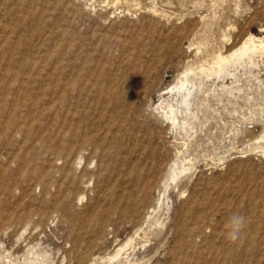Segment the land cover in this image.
Listing matches in <instances>:
<instances>
[{"label": "rangeland", "instance_id": "obj_1", "mask_svg": "<svg viewBox=\"0 0 264 264\" xmlns=\"http://www.w3.org/2000/svg\"><path fill=\"white\" fill-rule=\"evenodd\" d=\"M250 34L264 0H0V264H264V53L160 108Z\"/></svg>", "mask_w": 264, "mask_h": 264}, {"label": "bare ground", "instance_id": "obj_2", "mask_svg": "<svg viewBox=\"0 0 264 264\" xmlns=\"http://www.w3.org/2000/svg\"><path fill=\"white\" fill-rule=\"evenodd\" d=\"M257 51L264 53V36L261 37L260 35V37H256L255 35L250 34L243 41H241V43H239L236 46H233L226 53H221V52L217 53L216 56L214 57V60L210 64L204 65L205 64L204 63L199 67L198 70L186 69L183 72H181L177 78V81L173 85L163 90L164 93H172V95H174V98L176 99V103H172L170 101L165 102V107H163L160 104V108H164L163 110V115L165 116L164 118H166L167 121L168 120L171 121L173 124H178L179 111L185 112L186 115L191 113L190 104L191 101H193L192 100L193 94L199 87V84H201V80H202L201 78L200 80H197L199 81L197 85L196 77L191 76V74L198 75L201 77L203 76L206 79L222 78L224 80L228 76L230 78L234 77L235 72L230 68L232 66L235 67V64L241 63L246 55L248 56L251 53ZM220 86L222 90H228L229 92H232L233 89L232 84H226L224 82ZM186 118L184 117V121L182 122L183 127L186 126L187 124ZM186 170H188V168L185 167L184 165L183 166H176L175 164L171 165L169 180L174 182L175 186H177L179 182V178L183 173H185ZM167 186L168 184L164 189V193L167 190ZM130 242L131 240H128L125 244L118 245V248L115 250V252L112 255L108 257V260L109 261L118 260L121 256V252L125 249L127 245L130 244Z\"/></svg>", "mask_w": 264, "mask_h": 264}, {"label": "clouds", "instance_id": "obj_3", "mask_svg": "<svg viewBox=\"0 0 264 264\" xmlns=\"http://www.w3.org/2000/svg\"><path fill=\"white\" fill-rule=\"evenodd\" d=\"M246 227L247 218L244 215L234 213L227 222V239L231 242L241 240Z\"/></svg>", "mask_w": 264, "mask_h": 264}]
</instances>
